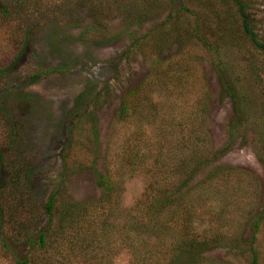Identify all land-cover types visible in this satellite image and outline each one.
<instances>
[{
	"label": "rangeland",
	"instance_id": "1",
	"mask_svg": "<svg viewBox=\"0 0 264 264\" xmlns=\"http://www.w3.org/2000/svg\"><path fill=\"white\" fill-rule=\"evenodd\" d=\"M119 1L117 7L101 8L93 0L79 6L77 0H0V153L10 168L22 163L29 169L31 180L28 192L19 190L24 204L0 217V264L22 260L28 238L56 223L41 210L50 195L58 212L73 203L91 212L101 203L105 207L94 212H103L96 218L103 228L128 224L127 213L139 212L136 203L153 179L149 157L160 151L173 160L177 146L185 155L208 158L185 191L191 195L186 210L191 229L218 234L231 246L208 251L204 264H248L250 248L257 264H264V61L241 32L238 12L241 6L249 27L264 41V0H176L170 7L167 0H155L163 9L140 21L138 6L153 0ZM122 3L132 4L128 13ZM63 6H71L69 18L76 24L56 28L54 15H63ZM88 27L113 39L80 42ZM193 30L218 47L224 74L240 92L247 122L243 134L232 139V104ZM38 68L53 71L34 78ZM190 113L196 121L188 123ZM134 137L143 142L139 149L148 160L128 152L138 147ZM105 169L115 182L110 203L95 182V171ZM210 170L211 182L199 194L198 183ZM176 176L172 171L169 181ZM255 216L253 231L249 224ZM50 239L53 255L56 243ZM58 262L56 255L44 264ZM111 264L127 259L116 255Z\"/></svg>",
	"mask_w": 264,
	"mask_h": 264
},
{
	"label": "trees",
	"instance_id": "2",
	"mask_svg": "<svg viewBox=\"0 0 264 264\" xmlns=\"http://www.w3.org/2000/svg\"><path fill=\"white\" fill-rule=\"evenodd\" d=\"M81 1L77 0L75 2L76 5L79 6ZM123 1L124 3L127 2V0ZM175 1L167 0V3H169L167 4L168 7L174 4ZM93 3H98L99 7L102 5L117 7L121 1L93 0ZM134 5L137 10V2ZM131 6L132 4L130 6L123 5L122 9H125L128 13V10H131ZM69 7L71 6L61 7L64 13L63 15L60 14L57 19L53 11L50 13V16L54 15L55 20L50 17V20L53 19L54 27L59 28L63 25L72 26L76 24L69 18L71 17L70 12L73 11L69 10ZM138 7L135 16L138 21L145 18L148 19L151 11L156 12V15L163 9L162 2L155 0L146 6L141 4ZM238 12L241 19V32L253 48V51L260 54L264 61V41L258 39L252 28L249 27L241 6ZM44 16L46 19L49 18L46 14ZM88 29V31L79 35L78 40L80 42L96 43L113 39V36L107 34L105 30L93 29V27H88ZM193 36L195 38L198 37V41L206 49L221 91L232 104L234 119L228 125V136L229 139H232L238 133L243 134L247 122L246 110L241 102L240 92L233 83V79L228 78L224 74L226 69L221 66V52L217 49L218 47H214L208 40L199 37L196 30H193ZM55 44L54 47L56 48ZM52 71L51 68H38L33 77H46ZM128 97L129 93L120 102L122 109H125ZM136 97L132 98L130 102L133 103ZM86 98L88 99L87 96H81L79 99L82 101ZM186 121L189 123L196 121V119L190 113L186 116ZM262 131L264 134V128ZM129 140H132V137ZM134 141L135 146L138 147L128 152H136L141 159L145 158L148 160L146 156L142 155L141 149H139L141 143H143L141 139L134 137ZM3 145L8 151L7 143L5 142ZM261 149L264 151V146ZM2 151L4 152V150ZM196 151L192 152V154H197L199 148ZM171 155L174 157L173 160L168 158L167 152L162 154L160 151L149 157L153 162V179L147 187V191L143 194V199L136 203L135 208L139 212L127 213L126 221H128V224L123 223L120 226H111L105 229L103 228V221L100 223L96 219L98 216L104 215L103 212H94V209L96 211L105 207V205L95 203L93 211L88 212L90 207L87 205L73 203L68 208H64L66 211L62 212L61 210L58 212L53 203V196H48L42 204L43 216L48 218L49 222L55 216L57 221L50 229L51 231L48 228L40 229L35 232L34 236L28 238L26 245L28 248L27 254L22 260H16L14 264H44L56 255L59 258L58 264H89L93 259H96L99 264H111L116 255H123L127 259V264H204L207 262L205 254L215 247L231 249L230 244L220 242L218 234L198 233L192 230L189 225L191 212H186V210L191 206V195L185 193V191L190 190L191 182L198 172L202 170V166L207 164L208 158L185 155L181 147L179 148L178 146L173 149ZM262 162L264 164V154L261 155ZM21 164L10 168L5 163L2 152L0 153V217H3V212H12L13 209L24 204V201L19 198L21 196L19 190L26 189L28 192L31 180L30 170H26L27 168ZM230 169L232 167L225 168L226 171ZM172 171L178 176L173 181H169V174ZM108 172L107 169L103 173L95 171L94 175L97 186L104 192L102 200L110 203L111 191L115 187V182L108 177ZM213 174L214 170H210L207 176L198 183L199 194H202L201 192L205 189L204 184L211 182L210 179ZM27 194L29 195V193ZM257 223L258 217H252L249 225L253 231L257 229ZM141 233H144V237L140 236ZM50 235L54 237L56 243V252L53 255L49 254L51 248L49 246L52 245L50 243L52 239H50ZM4 247L7 248V241L4 243ZM248 255V264H257L256 253L252 248L248 250Z\"/></svg>",
	"mask_w": 264,
	"mask_h": 264
}]
</instances>
